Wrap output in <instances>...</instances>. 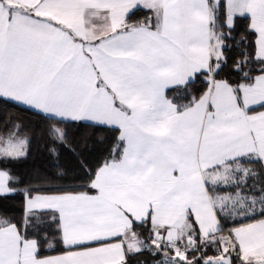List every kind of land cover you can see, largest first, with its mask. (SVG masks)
<instances>
[{
    "label": "snow or ice",
    "instance_id": "snow-or-ice-1",
    "mask_svg": "<svg viewBox=\"0 0 264 264\" xmlns=\"http://www.w3.org/2000/svg\"><path fill=\"white\" fill-rule=\"evenodd\" d=\"M0 103V264H264V0H0Z\"/></svg>",
    "mask_w": 264,
    "mask_h": 264
},
{
    "label": "trees",
    "instance_id": "trees-1",
    "mask_svg": "<svg viewBox=\"0 0 264 264\" xmlns=\"http://www.w3.org/2000/svg\"><path fill=\"white\" fill-rule=\"evenodd\" d=\"M237 54L238 51L235 48L228 53L229 57H234ZM202 86L203 85L200 83L196 85L197 88ZM5 113L12 116H18L21 121L32 128L39 127L42 129L44 127L42 119L32 111L26 110L23 106H16L12 104L5 105L0 103V116L4 115ZM67 130L69 148H75L77 152L83 151L85 152V154H87V149H85L83 144V137L93 135V133L96 132V129L90 127H82L80 124L68 122ZM45 144L46 140L42 138L41 133L38 131L33 142L31 156L24 164L16 166L14 170L21 175H28L34 169L50 170L54 161L49 157L47 149L45 148ZM89 147H91V145H89ZM69 148H63L59 150V163L71 170L75 165V157L72 151L69 150ZM95 155L96 153H93V156ZM13 206L17 210L19 209L18 202L14 203ZM18 214L19 212L17 211L16 215Z\"/></svg>",
    "mask_w": 264,
    "mask_h": 264
}]
</instances>
